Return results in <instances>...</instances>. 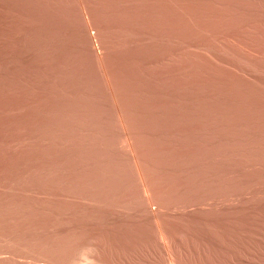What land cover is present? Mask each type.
Returning <instances> with one entry per match:
<instances>
[{
    "label": "rangeland",
    "instance_id": "rangeland-1",
    "mask_svg": "<svg viewBox=\"0 0 264 264\" xmlns=\"http://www.w3.org/2000/svg\"><path fill=\"white\" fill-rule=\"evenodd\" d=\"M78 1L0 0V264L147 261L141 174L226 181L264 264V0Z\"/></svg>",
    "mask_w": 264,
    "mask_h": 264
},
{
    "label": "bare ground",
    "instance_id": "bare-ground-1",
    "mask_svg": "<svg viewBox=\"0 0 264 264\" xmlns=\"http://www.w3.org/2000/svg\"><path fill=\"white\" fill-rule=\"evenodd\" d=\"M80 1V0H79ZM78 1V2H79ZM94 2V1H93ZM56 3V2H55ZM76 3V2H75ZM90 4V3H89ZM18 5V4H17ZM52 5V4H51ZM58 5V4H57ZM91 6V5H90ZM95 6V5H94ZM85 7V6H84ZM83 8V7H81ZM89 8V7H88ZM96 8V7H95ZM177 9V8H176ZM8 10V9H7ZM83 10V9H82ZM86 10V9H85ZM100 11V10H99ZM123 11V10H122ZM86 13V12H85ZM84 13V14H85ZM99 13V12H98ZM129 14V13H128ZM78 16V15H77ZM88 16V15H87ZM94 16V15H93ZM101 16V15H100ZM89 17V16H88ZM85 16V19L88 18ZM98 17V16H97ZM83 18V17H82ZM92 19V18H91ZM87 21V19H86ZM93 21V20H92ZM89 22V21H88ZM87 22V23H88ZM62 23V22H61ZM78 23V22H77ZM91 25V24H90ZM93 26V25H92ZM89 27V25H88ZM101 27V26H100ZM55 28V27H54ZM74 28V27H73ZM72 28V29H73ZM104 28V27H102ZM101 28V29H102ZM69 29V28H68ZM124 29V28H123ZM92 31H94L92 29ZM71 32V31H70ZM127 32V31H126ZM115 33V32H114ZM104 34V33H103ZM117 34V33H116ZM130 34V33H129ZM128 35V34H127ZM147 36V35H146ZM126 37V36H125ZM61 38V36H60ZM57 39V38H56ZM96 39V38H95ZM160 40V39H159ZM94 41V39H93ZM97 41V39H96ZM117 41V40H116ZM61 43V42H60ZM78 45V44H77ZM95 45V44H94ZM108 45V44H107ZM72 46V45H71ZM51 47V46H50ZM99 47V46H98ZM60 48V46H59ZM84 48V47H83ZM97 48V47H96ZM132 48V47H131ZM104 49V48H102ZM97 50V49H96ZM182 50V49H181ZM49 51V50H48ZM84 51V50H83ZM101 51V50H100ZM114 51V50H113ZM112 51V52H113ZM98 52V51H97ZM94 53V51H93ZM131 53V52H130ZM99 55V53H98ZM75 56V55H74ZM174 56V55H173ZM86 57V56H85ZM110 57V56H109ZM130 57V56H129ZM182 57V56H181ZM105 58V57H104ZM72 60V59H71ZM105 61V60H104ZM123 61V60H122ZM89 62V61H88ZM177 62V61H176ZM82 64V63H81ZM93 64V63H92ZM102 64V63H101ZM109 64V63H108ZM67 65V64H66ZM86 65V64H85ZM94 65V64H93ZM100 65V64H99ZM95 66V65H94ZM98 66V65H97ZM170 66V65H169ZM103 67V66H102ZM101 67V68H102ZM31 68V67H30ZM74 68V67H73ZM104 69V68H103ZM73 70V69H72ZM84 70V69H83ZM102 70V69H101ZM105 70V69H104ZM176 72V71H175ZM62 73V72H61ZM152 73V72H151ZM171 73V72H170ZM60 76V75H59ZM106 76V74H105ZM66 77V76H65ZM96 78V77H95ZM42 79V78H41ZM50 79V78H49ZM152 79V78H151ZM158 80V79H157ZM181 80V79H180ZM108 81V80H107ZM43 82V81H42ZM26 83V82H25ZM51 83V82H50ZM99 83V82H98ZM109 83V82H108ZM28 84V83H27ZM36 84V83H35ZM47 84V83H46ZM110 84V83H109ZM31 86V85H30ZM84 86V85H83ZM26 87V86H25ZM138 87V86H137ZM37 89V88H36ZM46 89V88H45ZM55 89V88H54ZM84 89V88H83ZM112 90V89H111ZM57 91V90H56ZM112 92V91H111ZM130 92V91H129ZM118 93V92H117ZM45 94V93H44ZM106 94V93H105ZM113 94V92H112ZM152 94V93H151ZM75 95V93H74ZM83 97V96H82ZM108 97V96H107ZM114 97V96H113ZM65 98V97H64ZM109 98V97H108ZM53 99V98H52ZM72 99V98H71ZM77 100V99H76ZM86 101V100H85ZM125 102V101H124ZM71 103V102H70ZM116 103V102H115ZM60 104V103H59ZM119 104V103H118ZM91 105V104H90ZM49 106V105H48ZM52 106V105H51ZM87 106V105H86ZM117 107V106H116ZM173 110V109H172ZM119 111V110H118ZM69 112V111H68ZM120 115V113H119ZM188 115V114H187ZM121 116V115H120ZM87 117V116H86ZM121 118V117H120ZM213 118V117H212ZM121 121V120H120ZM123 124V123H122ZM124 125V124H123ZM53 126V125H52ZM128 126V125H127ZM145 128V127H144ZM225 128V127H224ZM222 129V128H221ZM125 130V128H124ZM126 132V130H125ZM43 133V131H42ZM70 133V132H69ZM78 133V132H77ZM127 133V132H126ZM134 134V133H133ZM153 134V132H152ZM62 136V135H61ZM71 136V135H70ZM208 137V136H207ZM55 138V137H54ZM127 141L135 160L137 152L134 143ZM59 140V139H58ZM104 140V139H103ZM51 141V140H50ZM148 141V140H147ZM75 142V141H74ZM99 142V141H98ZM216 142V141H215ZM228 142V141H227ZM54 143V142H53ZM220 143V142H219ZM63 146V145H62ZM100 146V145H99ZM187 150V149H186ZM211 150V149H210ZM85 152V150H84ZM227 152V151H226ZM71 153V152H70ZM213 155V154H212ZM80 156V155H79ZM96 156V155H95ZM114 156V155H113ZM70 157V156H69ZM90 159V158H89ZM229 159V158H228ZM115 161V160H114ZM113 163V162H112ZM61 164V163H60ZM99 164V163H98ZM138 165V164H137ZM109 166V165H108ZM160 166V165H159ZM213 167V166H212ZM98 168V167H97ZM139 168V167H138ZM102 169V168H101ZM75 170V169H74ZM140 170V169H139ZM100 171V170H99ZM110 171V170H109ZM152 171V170H151ZM223 171V170H222ZM60 172V171H59ZM70 172V171H69ZM210 173V172H209ZM141 174V171H140ZM141 187L144 191L140 209L145 220L155 227V235H139L143 247L150 257L147 261H121V264H250L245 257L247 237L239 227L244 215L229 214V206L216 205L212 190L226 186V181H197L191 186V193L203 196L177 213L165 210V199L159 181H149L143 174ZM161 176V175H160ZM224 177V176H223ZM95 178V177H94ZM130 179V178H129ZM69 181V180H68ZM106 182V181H105ZM116 182V181H115ZM79 185V184H78ZM133 185V184H132ZM239 186V185H238ZM240 187V186H239ZM64 188V187H63ZM89 189V188H88ZM231 190V189H230ZM73 192V191H72ZM77 192V191H76ZM106 193V192H105ZM237 193V192H236ZM73 196V195H72ZM101 196V195H100ZM246 196V194H245ZM123 197V196H121ZM169 197V196H168ZM77 198V197H76ZM102 198V197H101ZM44 199V198H43ZM235 201V200H234ZM117 202V201H116ZM244 202V201H243ZM152 204L156 205L155 208ZM62 206V205H61ZM241 206V205H240ZM245 206V205H244ZM54 208V207H52ZM244 209V208H243ZM241 210V209H240ZM69 211V210H68ZM73 211V210H72ZM84 211V210H83ZM177 211V209H176ZM77 212V211H76ZM236 213V212H235ZM79 215V214H78ZM55 216V215H54ZM120 216V215H119ZM60 218V217H59ZM86 218V217H85ZM57 219V218H56ZM102 219V218H101ZM61 220V219H60ZM126 220V219H125ZM130 221V220H129ZM73 222V221H72ZM119 224V223H118ZM117 224V225H118ZM86 225V224H85ZM113 225V224H112ZM250 225V224H249ZM115 226V225H114ZM100 227V226H99ZM250 227V226H249ZM104 228V226H103ZM120 228V227H119ZM251 228V227H250ZM256 228V227H255ZM115 229V228H114ZM245 229V228H244ZM258 229V228H257ZM260 230V229H259ZM60 231V230H59ZM117 231V230H116ZM126 231V230H125ZM258 230L256 238L258 239ZM104 232V231H102ZM255 232V231H254ZM264 232V231H262ZM65 234V233H64ZM100 234V233H99ZM136 235V234H135ZM87 236V235H86ZM106 237V236H105ZM89 239V238H88ZM103 243V242H102ZM106 243V242H105ZM254 244V243H253ZM126 251L130 246L125 245ZM106 249V248H105ZM257 249V248H256ZM83 251V250H82ZM137 251V250H135ZM262 251V250H261ZM96 252V251H95ZM140 252V251H139ZM253 252V251H252ZM264 252V251H263ZM87 253V252H86ZM260 253V252H259ZM85 254V253H84ZM129 254V253H128ZM139 254V253H138ZM97 255V254H96ZM100 255V254H99ZM263 255V254H261ZM133 256V255H132ZM100 257V256H99ZM115 257V256H114ZM131 257V256H130ZM101 258V257H100ZM263 258V257H262ZM84 259V258H83ZM251 259V258H250ZM134 260V259H133ZM136 260V259H135ZM89 260H87L86 264ZM254 261V260H253ZM117 262V261H116ZM75 263V262H74ZM92 263V262H91ZM85 264V263H84ZM108 264V263H107ZM259 264V263H254Z\"/></svg>",
    "mask_w": 264,
    "mask_h": 264
}]
</instances>
